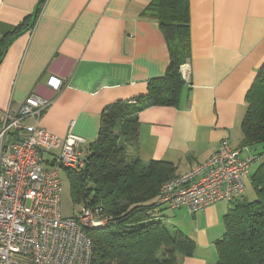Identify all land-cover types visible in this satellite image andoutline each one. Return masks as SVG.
<instances>
[{
	"label": "crops",
	"instance_id": "0c3cea01",
	"mask_svg": "<svg viewBox=\"0 0 264 264\" xmlns=\"http://www.w3.org/2000/svg\"><path fill=\"white\" fill-rule=\"evenodd\" d=\"M152 1L0 0V36L34 23L0 63V109L18 106L32 91L51 98L41 126L62 138L83 137L88 150L108 107L145 100L150 82L167 72V40L145 12ZM190 14L191 56L181 67L179 105L142 110L135 144L136 158L171 162L173 176L207 160L224 140L246 145L247 94L264 65V0H190ZM51 76L62 80L60 90L49 86ZM247 146L242 155L258 154L254 167L264 163L261 146ZM230 206L217 202L177 216L179 230L195 242L180 264H217Z\"/></svg>",
	"mask_w": 264,
	"mask_h": 264
},
{
	"label": "trees",
	"instance_id": "16d2710c",
	"mask_svg": "<svg viewBox=\"0 0 264 264\" xmlns=\"http://www.w3.org/2000/svg\"><path fill=\"white\" fill-rule=\"evenodd\" d=\"M145 12L159 21L167 40V72L150 82L145 100L108 107L99 137L89 147L86 168L68 170L74 201L100 207L111 217L108 224L87 229L94 240L92 264H180L179 257L191 255L195 247L190 236L170 227L159 215L160 189L175 174V166L160 160L145 164L138 157L131 158L121 144L123 138L138 145L142 110L179 105L185 84L181 67L191 56L190 0H153ZM33 25L25 21L0 36V63L11 43ZM247 103L243 143L259 145L264 152V65L247 94ZM250 175L256 199L241 196L230 203L223 218L224 236L216 243L217 264H264V163Z\"/></svg>",
	"mask_w": 264,
	"mask_h": 264
},
{
	"label": "built area",
	"instance_id": "2783aa9c",
	"mask_svg": "<svg viewBox=\"0 0 264 264\" xmlns=\"http://www.w3.org/2000/svg\"><path fill=\"white\" fill-rule=\"evenodd\" d=\"M48 84L60 90L63 82L51 76ZM53 101L32 91L18 106L0 109V264H92L94 240L87 229L111 220L88 204L73 216L61 211V171L86 168V140L72 132L62 138L41 126ZM244 150L247 145L237 149L224 140L207 160L167 180L158 203L192 214L232 203L260 159L243 156Z\"/></svg>",
	"mask_w": 264,
	"mask_h": 264
},
{
	"label": "rangeland",
	"instance_id": "374dc122",
	"mask_svg": "<svg viewBox=\"0 0 264 264\" xmlns=\"http://www.w3.org/2000/svg\"><path fill=\"white\" fill-rule=\"evenodd\" d=\"M121 144L124 145L127 153L131 156V158H136V148L135 143L133 141H125L123 138L121 139ZM257 148V146H256ZM89 154V149L85 150V155L87 156ZM245 156V155H243ZM257 167V166H256ZM256 167L253 166V171L256 169ZM61 176L63 179V192H62V198H61V211L65 216H73L74 214H77L80 212L83 203H77L74 201L72 196V190H71V183H70V177L69 172L66 169H62ZM246 183V189L242 196L246 198L247 200H255L256 199V192L254 190L253 185L251 184V180L249 178L245 179ZM93 184L91 183L90 186ZM187 209L185 207H181L178 209H171L166 206H162V211L159 212V215L162 216V219L170 225L172 228H177V216L178 215H185L186 217L189 216V213L186 211ZM190 217V216H189Z\"/></svg>",
	"mask_w": 264,
	"mask_h": 264
}]
</instances>
